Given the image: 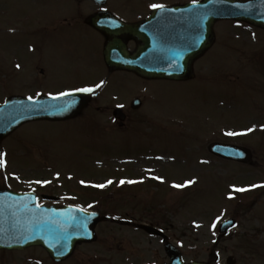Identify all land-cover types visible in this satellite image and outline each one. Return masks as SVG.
<instances>
[{"label":"rangeland","instance_id":"374dc122","mask_svg":"<svg viewBox=\"0 0 264 264\" xmlns=\"http://www.w3.org/2000/svg\"><path fill=\"white\" fill-rule=\"evenodd\" d=\"M149 1L171 6L181 0ZM113 3L114 0H110V4ZM63 5L70 8L72 3L69 0H0V57L8 67L20 65V60L26 67L31 60L43 59L42 66L47 73L42 82L19 83L15 78V85L8 84L5 90L23 97H40L71 91L80 87L78 84L102 79L98 86L105 83L109 86H102L105 95L98 105L110 107L117 103L110 99L112 92L118 100H124L143 91L150 98L146 110L169 115L171 120L161 119L164 121L162 129L155 126L156 121L149 124L142 109L131 113L130 123H127L128 129L133 130L131 133L110 129L112 122L106 115L99 118L100 123L98 119L91 122L88 117L61 124L34 122L22 126L4 142L1 146L3 154L10 157L12 165L18 164L20 168H10V172L20 173L25 178L41 177L50 181L56 169L63 181L73 184L87 177H92L90 180L94 182H102L105 177H134V171L138 175L141 172L144 180L160 174L167 182L151 185L152 182L145 181L138 189H113L110 194L100 191L101 198L95 208L115 216L97 226L94 243L77 247L73 257L61 264H160L166 258L163 247L159 239L150 238L135 228L142 223L162 229L167 241L177 245L185 261H211L216 257L220 264H225V259L231 257L235 264H264V184L254 193L245 194L231 203L227 201L232 188L260 186L256 182L264 181L260 175V171L264 172V33L229 22L218 23L215 26L216 44L198 61L205 59L196 65L194 83H142L128 74L108 76L99 52L101 47L92 35L78 37L60 28L38 41V52L26 58L28 45L19 47L14 39L24 38L26 43L35 32L45 34V30H34V27L52 24L55 9ZM138 7L135 5L134 9ZM62 12L58 17L70 18ZM26 68L34 75L33 66ZM7 69L8 76L17 71L13 67ZM89 109L86 113L101 117L95 106ZM134 123H137L135 127ZM225 125H228V133L233 132L230 129L244 128L249 133L241 144L253 152L259 171L248 168L245 171L240 169L244 167L213 161L207 165L197 162L199 157L213 160L206 147L212 141L223 139L221 134ZM205 130L210 131L204 133ZM124 131L128 130L121 132ZM114 132L117 134H111ZM146 151L164 155L156 157ZM141 153L150 158L139 159L137 166L123 167L129 160L141 157ZM29 160H36V166L38 162L40 165L48 163L52 170L26 173ZM87 162L101 166L93 171L94 167ZM174 181L181 185L191 183L175 188ZM57 183L51 185L57 191L56 195L65 197L62 191L66 192L64 188L69 184L63 183V188ZM72 189L74 193L84 195L78 187L72 186ZM78 200L85 202L81 198ZM244 205L251 209L241 208ZM113 207L121 210L112 211ZM227 217L237 221V228L226 240L216 241L217 227ZM0 264L53 263L38 249L0 254Z\"/></svg>","mask_w":264,"mask_h":264},{"label":"water","instance_id":"95a60500","mask_svg":"<svg viewBox=\"0 0 264 264\" xmlns=\"http://www.w3.org/2000/svg\"><path fill=\"white\" fill-rule=\"evenodd\" d=\"M192 10L190 15H199L201 17L199 25L202 27L194 31L192 35L178 34L177 39L182 41L173 45L164 38L156 40L149 33L136 35L144 43L143 46L129 56L122 54L113 59L111 55H107L106 63L115 68L131 70L142 77L185 80L191 78L192 61L210 47L213 40L212 25L217 20L234 19L264 29V0L249 2L204 0L198 8L195 7ZM143 24L128 27V29H138V26ZM187 49H191V52H184ZM157 60L158 62H155ZM166 63L172 66L169 70L160 71L151 68H156L157 64ZM66 99L71 100L72 96L35 101L22 99L8 101L0 106V129L2 130L0 138L30 120L64 118L69 107H66V103L63 102ZM218 152L226 158L243 162L250 157L248 151L236 147H220ZM22 204L23 202L18 200L7 201V207L0 215V248L21 250L30 246H41L54 261H60L72 254L76 243L94 240L93 228L99 219H93L87 214L71 215L68 212L51 210L33 211L26 209ZM223 225L230 226L231 223Z\"/></svg>","mask_w":264,"mask_h":264},{"label":"flooded vegetation","instance_id":"af4514ba","mask_svg":"<svg viewBox=\"0 0 264 264\" xmlns=\"http://www.w3.org/2000/svg\"><path fill=\"white\" fill-rule=\"evenodd\" d=\"M200 0H181L175 2L174 5L171 6H179V5H185V4H191V3H198ZM69 2L72 3L70 8H73V11L69 8L68 5H63L60 7H57L55 9V14L52 16L53 22L52 24H43V25H38L37 30H45V34L39 35L40 32H35L32 38L31 42V47L27 48V53L30 52L31 55L34 53L38 52V41H41L42 38L46 36H50L49 34H52L56 30L63 29L64 32H69L72 35H78L80 37L81 34H86L91 36L96 40V42L100 45V54L102 55L103 49L106 46V44H110L112 46H116L118 50H123V51H128V52H133L136 48L140 46V43L138 41V37L136 35H141V34H148L146 28H138L134 30H129L125 29L124 30V25L120 24L118 22L112 21L108 19L106 16H101L96 18V24L98 23V26L100 29L104 30H112L114 33L111 37L112 41H109L108 37L96 30L94 26H90L88 24V20L91 16L95 14H101L106 12L107 14H111L113 19L118 20L121 23L132 25L136 24L138 22L143 21L153 10L150 5H153L154 2H151L149 0H114V3L111 5L110 1H108L104 6L100 7L96 5L95 3L91 1H82V0H70ZM138 5V9H134V6ZM169 6H164L163 8L166 7H171ZM81 7H83L81 9ZM65 13L66 17L70 18H65V16L58 17L59 12ZM67 19H71V21L67 22ZM153 27L152 33H158L161 31L162 27L164 26L161 21L159 22H153L151 24ZM117 31H120L121 33H115ZM49 33V34H48ZM151 33V32H149ZM39 35V36H38ZM38 36V37H37ZM134 37H137L136 39ZM35 41V42H33ZM19 46V44L17 43ZM211 51V50H210ZM208 51L206 55L210 53ZM44 62L43 59L41 60H36L35 61V75L30 76V82H42L46 76L47 73L44 70V67L42 66V63ZM6 72H7V66L4 60H2L0 64V88H5L6 86ZM98 83V80L86 82L83 84H78L77 86H93ZM94 104V103H93ZM114 108H101L99 106H95V111L100 112L99 114H110L113 115V110ZM122 109V108H121ZM131 109V107H130ZM105 111V112H102ZM124 119H126V122L130 120L131 116V111L124 110L122 109Z\"/></svg>","mask_w":264,"mask_h":264},{"label":"snow or ice","instance_id":"6c2138e0","mask_svg":"<svg viewBox=\"0 0 264 264\" xmlns=\"http://www.w3.org/2000/svg\"><path fill=\"white\" fill-rule=\"evenodd\" d=\"M150 7H152L153 9H156V8H163L164 6L163 5H156V4H153V5H150ZM79 91L81 92H91L93 91V89H90V88H82V89H79ZM62 95H68L67 93L65 94H62ZM251 131V129L249 130ZM229 136H233V135H236V133H228ZM4 166V160L2 157H0V167H3ZM154 179H160L159 177H154ZM40 183V182H38ZM112 181H108V184H111ZM121 184H124L125 181H120ZM127 183H135V181H127ZM188 183H191V181H189ZM106 185L104 184H100V185H95V187H98V188H104ZM186 185H180V184H174L173 187L175 188H181V187H184ZM253 187H256L255 185ZM248 189H244V188H235L234 191L236 192H244V191H247ZM231 198V197H230ZM213 227H215V224L213 225Z\"/></svg>","mask_w":264,"mask_h":264}]
</instances>
